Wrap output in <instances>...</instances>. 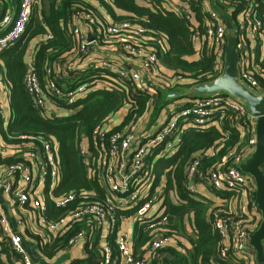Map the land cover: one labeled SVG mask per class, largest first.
Instances as JSON below:
<instances>
[{
    "label": "built area",
    "instance_id": "1",
    "mask_svg": "<svg viewBox=\"0 0 264 264\" xmlns=\"http://www.w3.org/2000/svg\"><path fill=\"white\" fill-rule=\"evenodd\" d=\"M40 0H19L15 13L0 14V54L14 45L24 33L30 21L32 10ZM107 2V0H105ZM206 1V0H204ZM241 11L236 22H232L236 36V51L238 54V78L249 89L256 93H264V0H240ZM162 8L174 16L184 20L190 26L194 41L195 58H199L205 46L212 51L215 62L213 66L217 78L223 69L224 51L226 46L225 20L206 2L202 13L201 23L203 33H199V22L195 21V12L200 0H161ZM234 3H237L234 0ZM92 10H75L69 22L76 48L70 57V62L61 66L60 74L73 71V76L84 69L75 64L79 58L95 55L88 61V67L97 66L122 82H130L135 89L152 92L145 106L144 113L134 122L119 129L110 131L114 120L95 127L89 145L79 144L81 163L87 173L96 180L104 190L102 202L90 200L87 193L68 192L57 195L55 189L60 181V163L57 155L56 142L48 137L20 136V145L16 148L3 144L0 135V157L16 154L21 161L0 165V187L4 193L11 196V202L18 207L32 212L36 226L42 225L48 232L56 233L63 230L68 223L75 224L81 217L90 218L84 230L78 232L69 241V248L81 240L89 238V233L101 230L102 235L114 236L118 256L112 261L108 244L103 246L102 264H146L149 257L166 246H178V240L157 230L153 237L141 249L144 253L141 259H135L129 232L124 229L127 222L138 223L149 229H156L167 223L169 214L163 208L164 183L160 176L157 181L156 162L167 159L177 152L184 144L186 134L193 130L203 133L211 127L222 131L225 137L219 146L213 145L209 154H195L185 166L184 173L191 192L202 188L206 191H235L237 192V220L216 221V227L224 238V245L219 258L228 252L244 264H255V253L249 244L248 225L253 222L254 230L260 222V213L256 209L254 179L244 174L239 165L254 151L256 146L254 116L247 106L226 94L218 92L206 96L182 98L184 101L175 105L174 110L168 104L162 107L152 120L155 101L158 98L157 89L164 91L165 100L176 89L189 88L198 83H192L188 73L174 71L171 74L163 72L157 57V47L165 50V40L153 45L154 39L146 36L143 26L130 21L117 22L101 6ZM90 36V39H88ZM37 39V44L42 40ZM36 44V45H37ZM32 59V57H31ZM47 70L46 74L49 75ZM210 80V81H212ZM95 90L107 89L104 81L97 82ZM160 86V87H159ZM24 88L30 96L32 106L45 115H58V110H47L49 103L48 91L67 103L75 101L80 92L90 88L88 84H80L75 92L63 93L56 88V80L50 79L39 82L32 61L26 65ZM10 87L5 77V69L0 65V116L2 127L5 129L11 119L9 108ZM82 95V94H81ZM180 100V99H177ZM175 100L171 101L174 102ZM170 102V103H171ZM8 111V114H6ZM73 113L70 111L69 114ZM177 114V117H175ZM159 118L162 120L159 123ZM189 125L188 128L185 126ZM229 128L239 134V141L230 147L226 153L213 165L204 168L206 157L215 155L223 147ZM231 131V130H230ZM157 158V159H156ZM24 159V160H23ZM264 172V164L261 167ZM189 183L191 185H189ZM46 200H51L56 207H66L78 200L79 204L73 210L66 209L56 220L47 221ZM156 202H161L152 216ZM27 206V207H25ZM132 216L117 222V210L128 209ZM163 213L157 217L158 212ZM256 218V219H255ZM19 226L22 220H16ZM22 234L14 230L0 201V240L5 238L9 247L22 259L23 264H37L29 256L24 245ZM181 252L184 247H179Z\"/></svg>",
    "mask_w": 264,
    "mask_h": 264
},
{
    "label": "trees",
    "instance_id": "2",
    "mask_svg": "<svg viewBox=\"0 0 264 264\" xmlns=\"http://www.w3.org/2000/svg\"><path fill=\"white\" fill-rule=\"evenodd\" d=\"M96 1L112 20L130 21L143 26L146 36L154 39L153 45H160L161 38L165 40V50L157 47L158 62L164 73L171 74L177 70L188 73L191 84L208 82L215 77L213 70L215 57L210 48L206 53L207 48L203 46L201 55L195 58L193 56V32L190 26L183 19L166 12L161 6V0H142L146 4H140L136 0ZM236 1L237 3H234V0H200L199 5L194 8L195 21L199 22V33H203L201 23L204 17L202 13L204 2H207L208 6L224 20L227 17L235 23L242 7L241 1ZM256 1L260 2V0ZM10 3L16 10L19 0H11ZM10 3L0 0V14L5 13ZM39 3V6H34L30 21L19 40L0 54L5 77L11 90L9 98L11 119L5 129L2 127L0 116L1 140L7 147L16 148L20 145V136L54 139L61 172L60 181L54 193L59 195L68 192H83L91 196L90 200L102 202L104 190L96 180L89 176L86 167L81 163L79 144L83 141V144L88 146L95 127L110 118L114 120V125L108 128L109 132L119 130L134 122L144 113L152 92L135 89L130 82H122L100 67H88V61L91 57H96L95 55L84 56L75 62V64L84 66V69L76 76H73V71L65 72V77L61 76V66L65 65L67 60L70 62L71 54L76 48V41L69 30L73 12L79 9L96 12L97 7L82 0H40ZM46 34L50 37L35 45L31 59L39 82L55 79L56 88L63 93L75 92L80 84L96 87L97 82L104 81L108 85L107 89L98 88L79 95L72 103H67L65 99H59L48 91L49 102L59 112L54 116L45 115L35 109L24 88L27 65L25 51L34 40ZM47 70L50 71L49 75L46 74ZM262 84L264 86V83ZM156 93L158 98L150 118L152 120L162 107L173 101L165 100L164 91L160 89H157ZM70 111L73 113L69 114ZM225 128L226 126L220 131L211 127L203 133L190 130L186 134L184 144L175 154L167 159L157 160L155 185L159 183L160 176L163 175L165 177L163 208L169 217L164 226H159L154 231L159 230L177 240L181 236L188 240L190 245L189 247L182 246L178 240V246H166L157 250L155 255L149 257L146 264H244L229 252L219 258L224 238L216 227V221L227 220L229 223L238 219L236 216L237 192L207 191L220 199L219 203H214L198 192L202 191V188L191 192L184 173L185 166L195 154H209V149L213 145L221 144V139L225 137ZM228 130L223 147L219 148L215 155L205 158L204 168L220 160L226 151L239 141V134L231 128ZM16 154L0 157V165L21 161L22 158L16 157ZM170 191H173L177 204L169 197ZM78 202L76 200L66 207H56L51 200H46L44 217L47 221L56 220L66 209L73 210L79 204ZM132 215L130 211L119 209L116 213L117 222L130 218ZM185 220L195 237L188 235L184 225ZM88 223H90V218L81 217L75 224L68 223L63 230L55 234L48 232L42 225H39L36 231L24 229V232L35 243L41 257L50 259L69 249V241L78 232L84 230ZM152 237L153 231L148 230L146 226L133 224L131 247L136 260L143 257L144 253H141V249ZM104 243L110 247L111 260L115 261L119 253L114 236L109 233L102 235L101 230L97 232L94 230L89 233L88 239L77 243L82 246L83 257L74 259L68 264H102V244ZM179 247H184V251L181 252ZM0 264H23L21 257L9 247L5 238L0 240Z\"/></svg>",
    "mask_w": 264,
    "mask_h": 264
},
{
    "label": "water",
    "instance_id": "3",
    "mask_svg": "<svg viewBox=\"0 0 264 264\" xmlns=\"http://www.w3.org/2000/svg\"><path fill=\"white\" fill-rule=\"evenodd\" d=\"M227 28L224 63L221 74L212 81L198 83L189 88L176 89L168 94L170 99L193 98L218 92H225L233 99L244 103L254 116L256 146L254 151L239 165L240 171L252 177L255 182L256 209L260 213V222L249 234V244L255 253V264H264V93L249 89L238 78V54L236 36L230 18H225ZM90 39V36H88ZM189 185H191L189 183Z\"/></svg>",
    "mask_w": 264,
    "mask_h": 264
},
{
    "label": "crops",
    "instance_id": "4",
    "mask_svg": "<svg viewBox=\"0 0 264 264\" xmlns=\"http://www.w3.org/2000/svg\"><path fill=\"white\" fill-rule=\"evenodd\" d=\"M6 3H10L11 0H4ZM88 4H91L93 6H98V3L96 0H82ZM137 2H139L140 4H146L145 1L142 0H136ZM40 2V1H39ZM40 4V3H38ZM206 4L208 5V3L206 2ZM10 7V8H9ZM15 7L10 3L8 8L6 7L5 11L7 12H11L12 14L15 13ZM37 44V39L34 40L26 49L25 51V62L26 64L29 63L31 61V57L33 55L34 52V48L35 45ZM0 65H2V60L0 58ZM4 65V64H3ZM4 67V66H3ZM47 110L50 111H55L56 113V107L51 105V103L49 102L47 104ZM59 113V112H58ZM6 114H8V111H6ZM205 192L202 191H198L201 192L202 194H204L206 197H208L210 200H212L214 203H219L220 199L217 198L216 196L212 195L211 193H208L206 190H204ZM170 193L172 194V197H170L173 201H175V203L177 204V201L175 200L176 198L173 197V191H170ZM0 201L3 204V208L4 211L7 215V217L9 218V221L11 223V226L14 230H18V232H20L22 234V238L24 241V245L26 246L29 256L31 257V259L37 263V264H68L70 262H72L74 259L77 258H82L83 257V250H82V246L81 245H76L72 248L66 249L60 253H58L55 257H52L50 259H43L39 253V251L37 250V247L35 245V243H33V241L27 237L25 235L24 229H28L30 231H36L37 227L36 223H34V217L31 211H29V209L23 208V207H18L17 205L13 204L11 202V196L8 193H4L0 187ZM22 220V224L21 225H17L16 224V220ZM256 219V218H255ZM184 225L186 226V229L188 231V235L191 237H195V235L191 232V228L187 222V220L184 221ZM255 228V224L253 222H251L248 225V229L250 232H252ZM124 229H126L129 232V236H130V245H131V239H132V235H133V223L131 222H127L124 225ZM179 242L181 243L182 246L185 247H189V243L188 240L182 238L181 236L178 237ZM132 249V247H131Z\"/></svg>",
    "mask_w": 264,
    "mask_h": 264
},
{
    "label": "rangeland",
    "instance_id": "5",
    "mask_svg": "<svg viewBox=\"0 0 264 264\" xmlns=\"http://www.w3.org/2000/svg\"><path fill=\"white\" fill-rule=\"evenodd\" d=\"M35 6H39V4H36ZM94 90H95L94 87L86 88L85 91L80 92L79 95H81V94H86V93L92 92V91H94ZM182 101H184V99L175 100L174 102H171V103L168 104V108L174 110L175 105H177V104H179V103H182ZM175 117H177V114H176ZM158 121H159V123L162 122V120H161L160 118H159ZM185 127L188 128L189 125H186ZM156 159H157V158H156ZM164 181H165V177L162 179V182L165 184ZM163 190H164V188H163ZM168 194H169V197H172V194H171L170 192H169ZM173 197H174V194H173ZM160 204H161V202H156V203L154 204L152 210H150V211L148 212L150 216L153 215V213H154V212L156 211V209L160 206ZM129 209H130V207H128V209H125V210H129ZM162 213H163V209H161V210L158 212L157 217H159ZM147 229H148V230H151V231H154V229H149V228H147Z\"/></svg>",
    "mask_w": 264,
    "mask_h": 264
}]
</instances>
